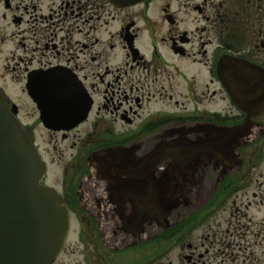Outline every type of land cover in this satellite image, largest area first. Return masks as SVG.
I'll list each match as a JSON object with an SVG mask.
<instances>
[{
    "label": "flooded vegetation",
    "instance_id": "obj_1",
    "mask_svg": "<svg viewBox=\"0 0 264 264\" xmlns=\"http://www.w3.org/2000/svg\"><path fill=\"white\" fill-rule=\"evenodd\" d=\"M0 60L69 212L51 264H264V0H0Z\"/></svg>",
    "mask_w": 264,
    "mask_h": 264
},
{
    "label": "water",
    "instance_id": "obj_2",
    "mask_svg": "<svg viewBox=\"0 0 264 264\" xmlns=\"http://www.w3.org/2000/svg\"><path fill=\"white\" fill-rule=\"evenodd\" d=\"M109 1L127 6L142 0ZM226 67L227 61L222 60L219 76L223 80ZM47 89L44 85L28 86L30 96L42 105V111L49 109L43 106L48 103ZM7 103L0 91V264H50L66 240L68 212L64 200L41 184L46 166L33 146L32 132L21 126ZM237 103L242 108L246 101ZM153 217L154 214H146L144 222H151Z\"/></svg>",
    "mask_w": 264,
    "mask_h": 264
},
{
    "label": "rangeland",
    "instance_id": "obj_3",
    "mask_svg": "<svg viewBox=\"0 0 264 264\" xmlns=\"http://www.w3.org/2000/svg\"><path fill=\"white\" fill-rule=\"evenodd\" d=\"M1 63V60H0ZM18 103H20L19 99H15ZM37 135H38V140L37 142L41 145V149L43 150V152L45 153L46 160L47 161H51V159L53 158L54 160L57 161V155L55 154L57 152V150L52 149L51 144L49 143V136H47V134L42 133V131L37 130ZM67 157V156H66Z\"/></svg>",
    "mask_w": 264,
    "mask_h": 264
}]
</instances>
